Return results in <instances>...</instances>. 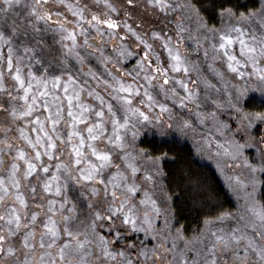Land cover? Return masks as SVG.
<instances>
[{"label": "snow or ice", "instance_id": "6c2138e0", "mask_svg": "<svg viewBox=\"0 0 264 264\" xmlns=\"http://www.w3.org/2000/svg\"><path fill=\"white\" fill-rule=\"evenodd\" d=\"M52 2L63 6L74 19L68 20L65 16L63 21L53 20V16L60 17L62 13L47 7L50 0H31V3L0 0V94L8 97L7 101L0 99V112L11 117V123L17 124L15 131L19 138L32 150L30 154L24 148L14 149L8 137L14 129L10 125L0 128L4 135V139H0V145H3L0 170L4 171V175H0V264H147L148 260H152V264L157 260L163 264H264V203L257 206L253 200L237 215L221 212L215 218L219 224L235 221L227 227L213 229L210 226L213 221L206 219L205 230L193 240H187L183 227L174 230L168 219L173 212L171 207L162 208L153 198L158 195L164 204L172 199L162 181L158 182V178L166 175L162 161L167 154H150L139 147L137 141L142 130L149 126L158 128L162 134L166 130L181 133L195 130L191 120L174 119L169 105L157 99L158 96H163L165 101L171 98L173 103L185 108L188 102L198 98L184 80H175L168 75L169 69L172 72L183 70L186 75L189 71L179 48L171 44L172 37L155 30L149 36V32L143 30V24L134 27L129 22L137 0H125V19L121 21L113 18V14L120 15L121 10L112 0H94L98 6L103 4V14L90 12L89 5H81L80 0ZM147 5L165 14L180 11L182 19L176 23L178 41L182 33L189 31L183 21H194L196 31L203 30V39L212 40L213 60H224L226 68L241 80L246 75L241 69L251 65L252 71L247 76L249 80L255 77L256 82L233 85L226 102L213 101L216 110L207 114L198 112L197 119L200 125L211 120L217 132L228 134L223 143H217L216 154L227 158L224 161L226 167L232 166L231 161L247 169L246 181H241L239 176L235 181L245 189L251 186L255 192L257 184L264 185V108L252 109L247 100L253 98L249 93H259L260 103L264 105V0H256L251 8L245 6L244 11L239 6L221 3L216 12L219 27L202 15L194 0H176L175 3L172 0H147ZM21 16L23 22L18 19ZM40 22L57 25L61 40L71 42L62 45L65 52L49 51L37 55L35 48L20 40L28 35L29 29L40 32ZM67 24L74 27L70 29ZM121 27L123 32L119 31ZM78 34L83 37L82 44ZM93 34L100 37L101 44L91 43ZM129 38L140 52H134L131 45L125 44ZM115 39L120 41L113 47L115 55H106L105 46ZM150 39L163 40L168 67H164V61L154 52ZM17 42L23 47L22 54L14 47ZM237 43L239 56L234 49ZM4 46H7L6 55ZM81 49L92 51L82 54ZM94 53H99L96 59L105 71L109 64L119 68L129 59H134L136 65L133 71L126 73L132 83H125L109 72L111 82L104 81L112 88L108 101L94 89H87L88 96L98 101L95 106L82 100L88 84L83 77L97 79L91 67L87 72L83 71V65ZM208 54L205 50V57ZM72 59L81 66L74 71L69 65ZM5 73L14 81L11 91L6 86ZM216 74L224 78L223 73ZM140 78L143 84L137 83ZM170 79L186 95H181L175 86L167 87ZM137 97H140L138 102ZM223 110L235 116L234 130L233 124L221 119ZM18 121L35 136L20 127ZM81 124L85 125L83 131L78 127ZM61 125L70 130L62 132ZM101 140L105 141L103 149L98 147ZM248 149L255 150L254 161L249 159ZM13 150L12 163L4 170L3 156ZM20 161L24 165L23 171ZM141 173V178L149 182L151 192L142 190L138 183ZM72 185L79 186L75 196L69 194ZM23 189L31 194L36 209H45L43 217L39 211L31 210ZM141 191L139 204L146 206L143 217L137 204L133 203ZM101 194L103 199H97ZM81 198L85 203L80 210L85 213L84 219L78 214L76 202ZM162 211L166 213L164 228L159 229L153 219H159ZM105 228L109 235L101 231ZM138 232L151 233L157 244L151 249L140 248L137 261H133L132 250L136 245L127 237ZM122 239L125 241L123 248L118 247ZM169 239L170 248L167 246ZM180 240L184 241L182 249L177 243ZM21 250L22 259L18 255ZM163 253L175 254L168 261ZM188 253H192L191 258Z\"/></svg>", "mask_w": 264, "mask_h": 264}, {"label": "rangeland", "instance_id": "374dc122", "mask_svg": "<svg viewBox=\"0 0 264 264\" xmlns=\"http://www.w3.org/2000/svg\"><path fill=\"white\" fill-rule=\"evenodd\" d=\"M28 3H31V0H27ZM75 2V0H73ZM173 3L176 2V0H172ZM182 2V0H181ZM81 5L87 3L89 5V11L92 12V10H96L97 13L103 14L105 9L104 7H97L94 4V0H80ZM112 3H114L121 11L120 15L113 14V18L121 21L124 18L123 16V7L118 6V2L112 0ZM100 5L103 6L101 3ZM49 9L53 11H59L62 13L60 17L53 16V20H64V17L66 16L68 20H73L74 18L71 16L70 13L61 5H58L52 0H50V3L47 6ZM124 7H126V4L124 2ZM20 11V9H18ZM26 12V10H23ZM133 16L132 21L134 22L133 26L135 27L137 24H143L144 31L149 32V36L152 30L162 32L164 36H171L172 41L171 44L175 47L179 48V52L182 57L185 58L186 66L188 67L189 71L187 75L181 70L180 72H172L169 69L168 75L170 78H174L175 80H184L185 83L188 84L189 89L197 95V99L195 102H188L187 107L181 108L178 103H173V100L169 98L167 101L163 99V96H158L157 99L161 100V102L167 103L169 107L173 110L174 113V119H188L191 120L195 126V130H186L184 133L174 131V130H166L164 134L160 132L158 128H155L153 126H149L142 130L141 136L138 138L137 144H139L141 138L147 136V137H155L158 139H166L169 137L176 138L179 141L185 142L189 145L191 148L194 156L200 160L202 163L210 166L219 180L221 181L222 185L224 186L225 190L233 200L235 204L234 210L231 212L233 215H237L241 213L245 207H247L249 204L252 203L253 200L257 202V206H259L260 203H264V185L257 184L256 190L253 192L251 186H249L247 189L242 187L241 185H238L235 181V178L239 176L241 181H246V178L248 176L247 169L236 166L235 163L229 161V164L232 166L226 167L224 161L227 159L223 156H217V143H223L227 138L228 134L221 135L219 132L216 131L215 127L212 124L211 120H208L205 122L204 125H200L198 123L197 119V113H204L207 114L209 112L215 111V105L213 104V101H220V102H226L228 99V93L232 91V86H240L244 85L247 81L249 84H254L255 77H253L251 80H249L247 73L252 71L251 65H249L247 68H242L241 71H244L246 73L245 78L241 80L239 77H237L235 74L230 72L225 65L224 60H213L212 58V50H211V43L212 40H204L203 39V30L200 32L196 31V24L194 21L184 20L183 23L186 27L189 28V31L182 33L181 38L179 41L177 40V30H176V23L181 21V13L179 10L176 12H168L167 14L161 12L158 8H150L147 5V0H137V6L132 10ZM88 12H86V15ZM142 18H140V17ZM18 19L23 22V17H19ZM146 20L143 22V20ZM131 23V21L129 20ZM68 28H73L74 25L67 24ZM217 27L220 26L219 20L216 25ZM39 27L41 28V31L38 33L32 32L31 29H29V33L27 36L20 37V40H23L29 47H33L36 49L37 55H45L47 52L51 51L56 54L65 52L66 49L63 48V44H70V41L67 40H61V33L56 30L57 25L49 22L48 25H45L44 22L39 23ZM87 27V25H85ZM258 27V26H257ZM120 32H123V28L119 29ZM91 40V43L94 45L101 44V40L99 36H95ZM191 37V38H189ZM197 38L200 39L199 45L197 44ZM78 41L82 44L83 43V37L79 36L78 34ZM39 42V43H38ZM150 43L153 44L154 52L159 54L161 59L164 61V67H168V56L166 50L162 47L163 40L157 39V40H149ZM120 44L119 39H115L111 42H109L105 46V54L106 55H115L113 52V47L118 46ZM125 44L131 45L132 50L134 52H140V49L135 47L134 41L132 38H129L127 41H125ZM14 47L18 48L19 53H23V47L20 46L17 43H14ZM234 49L236 51L237 56H239V45L238 43L234 46ZM205 50L208 51V56L205 57L204 52ZM85 51L91 52L92 49H81V53L84 54ZM3 52L5 55L7 54V46L3 47ZM99 55V53H94L92 56L88 58V62H86L83 65V71L87 72L88 68L91 67L93 71L97 74V79L93 80L89 76H84L83 79L88 81V84L86 85V90L82 94V100L85 104L88 105H97L98 101L94 99V97H89L87 94V89L91 88L94 89L96 92H98L100 95H103L105 97V100L108 101L110 97L108 96V93L112 91V88L105 85L104 81L111 82V75H109V72H111L113 75H116L118 78L122 79L125 83H132V78L126 75L127 72L133 71V69L136 67L135 60L129 59L127 61L122 62V67L114 68L111 64L108 65V71H105L104 66L96 59V57ZM50 58V57H48ZM138 58V57H137ZM27 61H24V64L27 65ZM70 67H72L73 71L76 68L81 67L79 64L75 62L74 59L69 61ZM211 65V67H209ZM262 65H264V61H262ZM215 69V71H213ZM27 67L24 68V71L27 72ZM217 72L223 73V79H221L219 76H217ZM5 80L7 82V87L9 90H12V86L14 84V81L5 73ZM192 81H195V83H192ZM209 82L211 85H214V87H208L205 82ZM5 82V83H6ZM138 84H143L144 81L142 78L137 80ZM154 83H156L154 81ZM99 85V86H97ZM175 86L177 88V91L180 92L181 95H186V93L183 92L181 88H179L178 85L174 83V80L170 79V83L167 87ZM15 95V92H13ZM250 96H252L254 100L257 102H260L259 93H249ZM0 99L7 101L8 97L6 95H1ZM140 97L135 98V100L138 102ZM112 103H115V101H111ZM16 103V102H14ZM22 103V102H20ZM155 111H159L156 109ZM221 119L229 121L231 124H233V130L235 126V116L230 115L227 110H223L220 113ZM5 117L3 115V112H0V128L3 127V124L5 123ZM25 126V125H24ZM26 127V126H25ZM61 131L64 133H67L70 129L67 126L61 125ZM82 131L85 128V125L81 124L78 126ZM110 128V125L108 126ZM26 132H29V129L25 130ZM33 137L35 136V133H30ZM86 135V132L83 133ZM16 137L19 139L17 143H19V148H24L26 151H28L31 154V149L27 147L26 143L19 138V133H15ZM4 136V135H3ZM12 137V135H11ZM0 139H2V135H0ZM208 144H211V147H208ZM105 146V141L101 140L98 142V147L100 149H103ZM61 148L64 146L61 145ZM249 154L250 160L256 159V153L254 149H248L247 150ZM15 155V152L13 153V156ZM12 156V157H13ZM12 157L4 159V170H6L10 164L12 163ZM46 159V158H45ZM62 159H66V157H62ZM56 161H52L51 163H55ZM21 164V171H23L24 165L23 162H19ZM110 171H115V169H111ZM107 174V173H106ZM0 175H4V171L0 170ZM142 173L138 174V183L141 184L142 190L147 189L150 192L152 191V188L149 184V182L144 181L142 178ZM162 181V177L158 178V182ZM79 192V186L72 185L70 196H75ZM251 194V195H249ZM142 196V191L140 194L137 195L133 203L137 204V207L140 209V216L143 217V212L146 206L139 204V199ZM123 198V197H121ZM154 199L158 200V203H160V206L162 208H168V204H164L162 202V198H160L158 195L153 197ZM102 200L103 195L101 194V197L97 198ZM78 204V214L80 215L81 219H84L85 213L82 210L85 207V203L83 201V198L76 201ZM34 204V203H33ZM35 205V204H34ZM149 211H151L150 206H147ZM41 213V217L44 215L45 209H38ZM35 210V211H38ZM103 211V207L100 209ZM165 212H161L159 219H153V224L159 228H164V220H165ZM57 220L60 219L59 216L56 217ZM169 221L172 223L171 214L168 215ZM213 223L210 225L213 229L220 226L227 227L228 225L234 224L235 221H227L224 225L219 224L215 221V218L211 219ZM175 230V228H174ZM205 230V224L203 225L201 231L192 236V237H185L187 240H193L194 237L199 235ZM105 235H109L107 233V229L101 230ZM40 229L38 226L37 230V237H39ZM132 238H129V241L135 243L136 248L135 250H132V256L131 258L133 261H137V253L140 248L147 247L148 249L153 248L157 244V240L152 238L151 233H144V232H138V233H132ZM179 247L182 249L184 247V241L180 240L177 242ZM120 247H125V241L122 239L120 241ZM16 246L19 247L18 240L16 242ZM167 246L171 247V239H169ZM175 253H163V255L166 257L168 261L172 260V257ZM18 255L20 258H23V250L21 252H18ZM189 258H191L192 253H188ZM140 260H143V257L139 258ZM95 264V262H94ZM147 264H152V260H148ZM156 264H163V261L157 260Z\"/></svg>", "mask_w": 264, "mask_h": 264}, {"label": "trees", "instance_id": "16d2710c", "mask_svg": "<svg viewBox=\"0 0 264 264\" xmlns=\"http://www.w3.org/2000/svg\"><path fill=\"white\" fill-rule=\"evenodd\" d=\"M114 1L119 3V7L124 8L125 0ZM194 2L200 7L202 15L210 23L217 25L216 12L221 3L239 6L240 10L244 11L245 6L251 8L256 3V0H194ZM93 5L104 7L95 3ZM92 12L97 13L95 9ZM130 21L134 24L132 19ZM145 21L144 19L143 22ZM6 86H8L7 82ZM247 103L250 108L255 110L264 108V105L254 99H250ZM3 115L6 116L3 127L10 125L14 129L13 132L8 134L9 141L14 145V149L19 148L20 145L17 143L19 139L15 135L17 124L11 123V117H8L5 113ZM17 123L20 127H24L25 130L29 129L22 122L18 121ZM0 135L4 139L2 132H0ZM138 146L147 149L150 154H167L162 161L163 170L166 173L162 177V184L172 196L171 201H169V206L173 210L171 214L172 224L174 228L182 226L185 237H192L198 234L206 219L211 220L216 218L221 212H232L234 210L235 204L233 200L213 169L198 160L187 143L173 137L158 139L145 136L141 138ZM2 147L3 145H0V148ZM14 152L15 150L4 155L3 159L11 158ZM23 191L29 199L31 210H38L31 201V194L27 189H23ZM129 238L132 237H127V240ZM120 246L118 245V247Z\"/></svg>", "mask_w": 264, "mask_h": 264}, {"label": "flooded vegetation", "instance_id": "af4514ba", "mask_svg": "<svg viewBox=\"0 0 264 264\" xmlns=\"http://www.w3.org/2000/svg\"><path fill=\"white\" fill-rule=\"evenodd\" d=\"M250 100V99H249ZM249 100H247V101H249Z\"/></svg>", "mask_w": 264, "mask_h": 264}]
</instances>
